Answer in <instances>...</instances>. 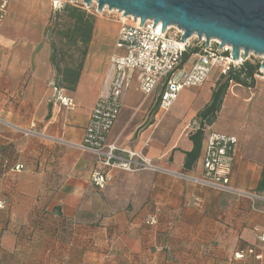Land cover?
Segmentation results:
<instances>
[{"label": "crops", "instance_id": "crops-1", "mask_svg": "<svg viewBox=\"0 0 264 264\" xmlns=\"http://www.w3.org/2000/svg\"><path fill=\"white\" fill-rule=\"evenodd\" d=\"M9 3L0 29V264H264V242L256 237L264 231V201L177 175L201 176L207 135L223 132L236 137L229 184L264 197L256 186L264 168V77L250 87L229 84L186 168L193 148L186 127L209 102L221 63L218 79L209 80L210 70L200 88H183L164 111L159 88L144 96L132 71L107 141L140 151L165 172L111 169L112 179L99 188L91 182L99 162L75 145L107 89L110 58L124 52L119 21L95 18L74 91L56 86V93L44 39L50 13L35 10L38 0ZM152 214L157 222L148 225Z\"/></svg>", "mask_w": 264, "mask_h": 264}, {"label": "built area", "instance_id": "built-area-1", "mask_svg": "<svg viewBox=\"0 0 264 264\" xmlns=\"http://www.w3.org/2000/svg\"><path fill=\"white\" fill-rule=\"evenodd\" d=\"M9 1L0 0V29L8 13ZM52 2L54 5L57 4L53 0ZM116 13L119 15L118 43L123 46L124 52L110 58L107 89L95 100L89 119L83 128V137L75 145L92 152L99 162L100 167L91 173V182L99 188L112 179L111 169L128 172L151 169L155 172H165L140 151L118 147L113 142L107 141L109 130L118 118L122 96L128 87L132 71L136 73L138 87L144 96L150 95L159 88V108L164 111L172 105L183 88L200 87L206 82L210 70L216 64L221 63L220 74H226L248 58H243L242 49H240L239 59L233 60L230 56L231 47L227 44L219 46L221 41L218 39L209 38L206 44L204 36L198 39L196 34H192L186 42H182L180 36L183 31L176 26L167 25L162 30L161 21L154 23L153 19L147 18L143 24H140L139 18L125 16L117 10ZM187 48L196 50L190 53L186 61H182V53ZM260 74L264 75V69L259 67L255 75ZM51 87L59 93L60 90L54 83H51ZM56 98L65 106H73L72 99L66 95L57 94ZM187 126L188 130L193 132L200 128V122L193 118ZM24 131L26 134H32L30 130ZM235 142L236 137L233 135L210 131L202 157V175L192 177L184 172H179L177 175L189 178L208 188L254 196L264 201V197L259 194H246L232 187L228 182L233 160L230 152ZM21 167L18 165L15 169L18 170ZM156 222L154 214L145 221L148 225ZM256 237L264 242V231L258 232ZM241 256L242 251L234 255L235 258Z\"/></svg>", "mask_w": 264, "mask_h": 264}, {"label": "water", "instance_id": "water-1", "mask_svg": "<svg viewBox=\"0 0 264 264\" xmlns=\"http://www.w3.org/2000/svg\"><path fill=\"white\" fill-rule=\"evenodd\" d=\"M82 1L86 7L95 1L97 12L106 7L125 16L139 18L140 24L147 18L153 19L154 23L161 21L162 30L167 25L176 26L183 31L180 36L182 42L192 34H196L198 39L204 36L206 44L209 38L218 39L221 41L219 46L227 44L231 47L233 60L239 59L240 49L243 58L252 51L263 56L259 67L264 69V0Z\"/></svg>", "mask_w": 264, "mask_h": 264}, {"label": "trees", "instance_id": "trees-1", "mask_svg": "<svg viewBox=\"0 0 264 264\" xmlns=\"http://www.w3.org/2000/svg\"><path fill=\"white\" fill-rule=\"evenodd\" d=\"M95 18L93 13L74 2L64 3L58 10L50 14V19L44 32L47 35L49 46H51L49 60L55 69V85L57 87L74 91L81 75L84 59L88 53V44L93 35ZM195 50V48H187L182 53V61H186L190 53ZM259 65V62H251L246 59L239 66L230 69L226 74H221L215 82L209 102L197 113L196 118L200 122V128H197L189 135L193 148L185 153L184 165L186 168H190L196 160L202 145V128L215 120L229 84L238 83L246 87L253 86ZM261 172V178L256 185L257 190H264V168ZM45 213V210L40 211V217ZM64 226H66L65 231L68 233L70 231V223L66 221ZM56 233L62 234L64 229Z\"/></svg>", "mask_w": 264, "mask_h": 264}, {"label": "rangeland", "instance_id": "rangeland-1", "mask_svg": "<svg viewBox=\"0 0 264 264\" xmlns=\"http://www.w3.org/2000/svg\"><path fill=\"white\" fill-rule=\"evenodd\" d=\"M38 1H39V3H38V6H37V8L35 10H38L39 13L41 14V16H43V17L47 16L49 13L51 14L55 10H58L64 3H72V2H74V3H77V4L81 5L87 11L93 13V15L96 17V19L99 18L101 20H104V21H106L108 23H112V24H115V25L117 23H114L113 20H115V19L118 20L119 19V17H118L119 15L116 13L115 10H109L106 7H104L101 10V12H97L96 11V3H95V1H92L91 5L90 6H87V7L85 6V4L83 3L82 0H72V1L71 0H53L54 2L57 3L55 5H54V3L51 0H38ZM43 2H46V3H44L45 5L41 6V3H43ZM29 8L30 7H28L27 10ZM127 21H130V20L127 19ZM44 39L48 40L47 35L45 33H44ZM262 59H263V57L261 55H258V54L254 53L252 51H249L248 58H247L248 61L250 60L251 62H259L260 63L262 61ZM217 70H218V65H215L211 69L212 72H211V75L209 77V80H214V79L216 80V79H218L219 75H217V73H216V72H218ZM257 76L264 77V75H261V74L260 75H255V77H257ZM177 108H179L178 105L177 106H174L173 112L175 110H177ZM186 128L188 129V126Z\"/></svg>", "mask_w": 264, "mask_h": 264}, {"label": "bare ground", "instance_id": "bare-ground-1", "mask_svg": "<svg viewBox=\"0 0 264 264\" xmlns=\"http://www.w3.org/2000/svg\"><path fill=\"white\" fill-rule=\"evenodd\" d=\"M56 3V2H55Z\"/></svg>", "mask_w": 264, "mask_h": 264}]
</instances>
